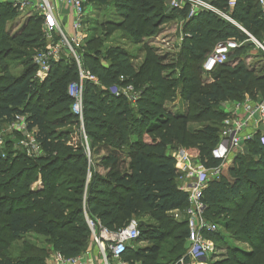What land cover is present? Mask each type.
<instances>
[{
  "label": "trees",
  "instance_id": "obj_1",
  "mask_svg": "<svg viewBox=\"0 0 264 264\" xmlns=\"http://www.w3.org/2000/svg\"><path fill=\"white\" fill-rule=\"evenodd\" d=\"M94 1L111 2L120 18L108 27V34L123 29L141 44L147 31L186 14L184 8L164 11L163 0ZM18 15L17 7L0 2V121L23 117L43 154L32 159L23 154L0 156V264L43 263L37 254L4 255L11 242L30 231L48 236L53 251L65 257L81 255L91 236L85 214L110 231L136 220L139 235L123 257L140 264H163L160 243L176 231L178 243L168 249L166 264H179L188 231L185 220L175 221L168 213L183 210L188 197L178 186L167 146L184 148L205 167L220 164L212 150L228 115L221 103L241 101L244 94L253 101L264 98V73L256 74L244 58L257 47L246 42L212 71H204L202 62L216 41L247 39L234 25L208 12L183 24L176 67L145 44L143 62L136 67L123 47L102 49L96 46L99 40L88 36L84 45L91 47L84 51L83 45L81 65L96 82L82 79L80 121L67 92V85L79 80L75 61L53 62L43 79L35 77L33 50L42 46L41 18L31 17L13 33L1 29ZM231 15L254 37L264 32L256 0H237ZM10 64L21 68L18 75L10 73ZM176 79L195 117L166 107L176 95ZM126 85L138 92L135 100L120 93ZM199 118L208 123L190 130L189 122ZM246 147V153L235 154L234 160L241 157V170L221 168L217 178L208 180L201 201L217 230L227 231L248 249L232 247L224 259L208 264H264V143L254 134ZM144 216L159 224L141 222ZM206 236L216 244L222 241L219 231Z\"/></svg>",
  "mask_w": 264,
  "mask_h": 264
},
{
  "label": "built area",
  "instance_id": "obj_2",
  "mask_svg": "<svg viewBox=\"0 0 264 264\" xmlns=\"http://www.w3.org/2000/svg\"><path fill=\"white\" fill-rule=\"evenodd\" d=\"M11 1L17 7L19 15L25 8H31L41 18L43 42L40 50L33 56L36 64L35 77L43 79L49 71L50 65L59 60L72 59L77 66L79 80L67 85V92L72 97L71 110L81 121L82 108V79L96 82L94 75L86 71L81 65L83 45L86 39L83 21L87 15V0H0ZM169 8L186 9L184 18H176V28L179 31L176 43H180L185 35L183 24L191 17L200 13H212L216 18L231 23L247 39L239 41L234 37L215 42L211 51L202 62L204 71H212L218 64L226 61L228 55L246 42L254 43L264 50V45L255 39L231 15L237 0H226L222 6L216 0H163ZM261 15L264 17V0H256ZM63 6L65 11H62ZM120 79L122 77L120 76ZM130 101L137 98L138 92L131 85L119 88ZM225 104L229 106L225 107ZM225 107V108H224ZM222 110L227 117L220 123L218 141L212 150V156L219 159L216 167H205L199 162L192 163L191 155L184 148H177L171 156L175 160V168L180 182L179 188L187 193V206L181 210L185 216L187 238L185 253L179 259V264H208L211 256L217 252L216 244L206 236L216 232L217 225L205 215L206 206L201 196L208 180L218 177L224 161L232 154H243L246 140L258 134L264 143V98L253 101L247 94L241 101H225L221 103ZM83 140L86 136L82 131ZM85 221L90 230V239L85 251L78 256L65 257L54 251L42 264H140L123 257L127 247L139 235L136 220H131L126 226L110 231L95 218L85 214ZM92 249L95 253L92 254ZM185 259H188L187 261Z\"/></svg>",
  "mask_w": 264,
  "mask_h": 264
},
{
  "label": "rangeland",
  "instance_id": "obj_3",
  "mask_svg": "<svg viewBox=\"0 0 264 264\" xmlns=\"http://www.w3.org/2000/svg\"><path fill=\"white\" fill-rule=\"evenodd\" d=\"M160 3H162V9L168 12L169 9L165 2L162 1ZM86 6L88 8V12L83 21L84 32L86 37L92 36L93 38L95 37L97 40H99L101 44L98 43V45H96L97 47L103 49L111 45H119L131 53L135 66L139 67L144 59L145 54L143 50V44H145L148 47L152 48L157 54L167 57V62H174L176 67L178 59L177 53L182 41L180 43H176L179 31L176 28L175 19L165 22L154 31H147L146 35L143 38V44H141L134 42L132 38L127 34V32L123 29H113L108 34V27L120 21L119 16L115 14L114 7L112 6L111 2L106 4H99L97 1L87 0ZM60 8L62 11H65L63 6H60ZM35 15V12L31 10V8L27 7L12 21L11 19L6 20L5 23L1 25V29L6 33H13L17 31L18 28L20 29L28 19L34 17ZM40 30L42 31L41 26ZM254 38L264 45V32L261 31ZM90 47L86 46L84 48V51H89ZM40 49L41 47L39 48V50ZM37 50L38 49H34L33 52H36ZM262 52L264 53V50L260 47H257L255 50L250 49V51H248V53L244 56L246 65L250 69L254 70L256 74L264 73V56L261 57ZM7 60L9 61V63H12L13 61L10 59ZM20 70V67H15L13 66V64H10V73L18 75ZM174 75H176V73ZM172 77L174 78V76ZM175 82L176 95L172 100L167 101L166 107L170 110L180 112L181 114H188L195 117L196 113L194 112L190 104L186 100L182 99L181 89L183 86L181 81L176 79ZM206 123H208V121L205 118H199L198 120L193 119L191 122H189L188 127L190 130H196ZM175 150L176 147L169 148L168 146L166 149L168 154H172V152H174ZM16 154H23L30 159L43 154L39 143L35 138L34 131L28 130L26 128L23 117H17L12 121H0V156L8 157V159H10L13 158ZM237 155L232 154L227 158L226 161H224L222 165V170L224 172L228 169L241 170V157L239 156L237 160H234L235 156ZM191 157L192 163L197 162L196 157H193L192 155ZM168 216L178 222H182L185 219V216L182 212H170L168 213ZM141 222L152 225L159 224V222L151 216L142 217ZM217 231L222 234V241H220V244L217 243V252H215V254L211 256L210 262L224 259L228 255L230 248L239 246V244H236L235 240L227 231H224L220 228ZM175 235L176 231H174L171 236L160 243L161 250L159 251V261L163 264L168 263V260H166L168 249L172 244L178 243V240L174 239ZM138 245L144 246L145 244L140 243ZM241 248L245 249L247 248V246L244 245L241 246ZM53 252L54 251L52 249V245L48 236H45L36 231H30L24 236L11 242L8 245V249L4 252V255L16 258L28 254H37L40 257H43V259H47L52 255ZM91 253L94 254L95 249H92Z\"/></svg>",
  "mask_w": 264,
  "mask_h": 264
},
{
  "label": "crops",
  "instance_id": "obj_4",
  "mask_svg": "<svg viewBox=\"0 0 264 264\" xmlns=\"http://www.w3.org/2000/svg\"><path fill=\"white\" fill-rule=\"evenodd\" d=\"M227 106H229V104H225V107H227ZM224 107V108H225ZM247 152V147L246 148H244V150H243V153H246ZM177 182H178V186H180V182L177 180ZM172 212H179L180 213V211L179 210H174V211H172ZM207 217V216H206ZM208 218V217H207ZM235 240V239H234ZM235 242H236V244L238 245L239 244V246L238 247H240L241 248V246H244V245H246L247 246V248H245V249H248V245L246 244V243H243V242H241V241H238V240H235ZM217 245V244H216Z\"/></svg>",
  "mask_w": 264,
  "mask_h": 264
},
{
  "label": "water",
  "instance_id": "obj_5",
  "mask_svg": "<svg viewBox=\"0 0 264 264\" xmlns=\"http://www.w3.org/2000/svg\"><path fill=\"white\" fill-rule=\"evenodd\" d=\"M8 3H11V1H8Z\"/></svg>",
  "mask_w": 264,
  "mask_h": 264
}]
</instances>
